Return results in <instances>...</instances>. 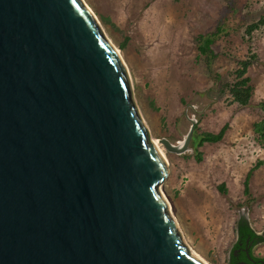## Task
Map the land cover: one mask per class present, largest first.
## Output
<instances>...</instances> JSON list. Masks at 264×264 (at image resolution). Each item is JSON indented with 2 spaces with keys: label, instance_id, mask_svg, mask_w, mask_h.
Returning a JSON list of instances; mask_svg holds the SVG:
<instances>
[{
  "label": "water",
  "instance_id": "water-1",
  "mask_svg": "<svg viewBox=\"0 0 264 264\" xmlns=\"http://www.w3.org/2000/svg\"><path fill=\"white\" fill-rule=\"evenodd\" d=\"M181 140L190 152L197 123ZM130 71L84 0H0V264H206Z\"/></svg>",
  "mask_w": 264,
  "mask_h": 264
},
{
  "label": "rangeland",
  "instance_id": "rangeland-1",
  "mask_svg": "<svg viewBox=\"0 0 264 264\" xmlns=\"http://www.w3.org/2000/svg\"><path fill=\"white\" fill-rule=\"evenodd\" d=\"M84 1L128 67L153 139L181 140L190 126L186 109L197 119L194 137L227 125L220 142L198 146L193 139L185 154L157 143L170 169L162 191L186 243L210 264H228L243 212L264 232V146L253 131L264 115V23L247 33L264 19V0ZM218 27L209 59L197 37ZM252 54L251 105L240 106L221 86L234 81L239 60ZM254 252L263 256L264 242Z\"/></svg>",
  "mask_w": 264,
  "mask_h": 264
},
{
  "label": "trees",
  "instance_id": "trees-1",
  "mask_svg": "<svg viewBox=\"0 0 264 264\" xmlns=\"http://www.w3.org/2000/svg\"><path fill=\"white\" fill-rule=\"evenodd\" d=\"M264 23V19L260 20L257 23L251 24L247 28V33L250 34L255 28H258L261 24ZM221 27H218L216 31L208 33L205 35H199L198 40V49L199 51L206 55L207 58L211 59L215 57V53L211 48V45L215 42L217 34L220 32ZM257 58L256 54H252L246 59L239 60V67L235 71V79L232 82H225L221 86V91L228 90L233 102L239 104L240 106L251 105L252 95H253V86L250 83V78L246 76L248 68L252 65L253 60ZM262 110L264 111V102L260 103ZM227 125H225L218 132H202L200 135L194 137V143L198 146L203 145L206 142L217 143L220 142L225 133ZM253 131L256 135V138L260 145L264 146V115L253 123ZM249 176V175H248ZM239 225V241L245 242L246 239H253L264 241V236H259L256 234L255 230L248 226V223L242 217L238 221ZM238 242L232 247L230 252V261L228 264H240L239 260L244 259L246 264H250V261L245 257L244 252H240L241 257L237 258L234 254V250L240 245ZM264 259V258H263ZM255 260H257L255 258Z\"/></svg>",
  "mask_w": 264,
  "mask_h": 264
},
{
  "label": "flooded vegetation",
  "instance_id": "flooded-vegetation-1",
  "mask_svg": "<svg viewBox=\"0 0 264 264\" xmlns=\"http://www.w3.org/2000/svg\"><path fill=\"white\" fill-rule=\"evenodd\" d=\"M193 110L196 111V108L194 107H191ZM185 117L186 118H194L192 116V114H188V110L186 109L185 110ZM190 121V120H189ZM191 123V122H190ZM193 139H194V136H193ZM193 147V146H192ZM244 218V220L248 223V226L252 229H254L252 227V225L250 224L249 220H248V217L247 215L243 212L235 221V229H234V232H235V240L233 242V246L238 242V239H239V225H238V221L241 219V218ZM255 230V229H254ZM256 234L259 235V236H264V232L263 233H260L258 231H256ZM264 241H261V240H256V242L253 241V239H246L245 242H242V241H239L238 244L240 245L239 247H237L235 250H234V254L237 258H240L241 255H240V252H244V255L245 257H247L250 261H252L250 264H264V255H257L255 252H254V249L257 245L263 243ZM255 258L257 260H255ZM230 261V256L228 257V262ZM239 263L240 264H246V261L244 259H240L239 260Z\"/></svg>",
  "mask_w": 264,
  "mask_h": 264
},
{
  "label": "bare ground",
  "instance_id": "bare-ground-1",
  "mask_svg": "<svg viewBox=\"0 0 264 264\" xmlns=\"http://www.w3.org/2000/svg\"><path fill=\"white\" fill-rule=\"evenodd\" d=\"M154 142L156 143V145L159 148V142L157 139H154ZM158 142V143H157ZM160 149V148H159ZM162 152V150H160ZM163 153V152H162ZM164 154V153H163ZM190 248V247H189ZM191 250V249H190ZM192 253H194L196 256H198L203 262H205L206 264H210L204 257H202L200 254H198L196 251H194L193 249L191 250Z\"/></svg>",
  "mask_w": 264,
  "mask_h": 264
}]
</instances>
